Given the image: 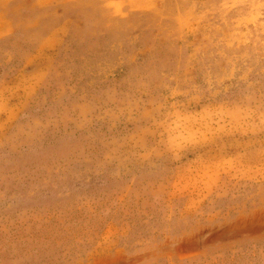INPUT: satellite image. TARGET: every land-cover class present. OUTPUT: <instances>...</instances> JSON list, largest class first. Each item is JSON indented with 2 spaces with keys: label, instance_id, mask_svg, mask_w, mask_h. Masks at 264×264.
<instances>
[{
  "label": "rangeland",
  "instance_id": "rangeland-1",
  "mask_svg": "<svg viewBox=\"0 0 264 264\" xmlns=\"http://www.w3.org/2000/svg\"><path fill=\"white\" fill-rule=\"evenodd\" d=\"M146 2L0 39V264H264V0Z\"/></svg>",
  "mask_w": 264,
  "mask_h": 264
},
{
  "label": "crops",
  "instance_id": "crops-1",
  "mask_svg": "<svg viewBox=\"0 0 264 264\" xmlns=\"http://www.w3.org/2000/svg\"><path fill=\"white\" fill-rule=\"evenodd\" d=\"M149 7V0H146ZM136 0H0V39L43 47L59 38L62 48L80 38L88 16L108 7L112 15L139 9ZM127 9V10H126ZM149 10V9H148ZM105 16H110L103 11ZM85 23V24H84ZM72 46V45H71ZM72 48V47H71Z\"/></svg>",
  "mask_w": 264,
  "mask_h": 264
}]
</instances>
